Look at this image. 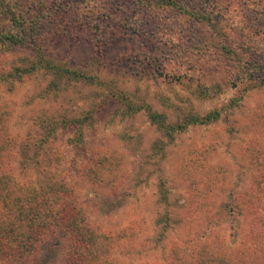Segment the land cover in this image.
Instances as JSON below:
<instances>
[{
    "label": "rangeland",
    "instance_id": "rangeland-1",
    "mask_svg": "<svg viewBox=\"0 0 264 264\" xmlns=\"http://www.w3.org/2000/svg\"><path fill=\"white\" fill-rule=\"evenodd\" d=\"M175 1L0 0V165L35 185L69 182L104 232L127 229L113 253L125 264H172L184 245L205 246L203 264H264V86L234 83L257 43L251 26L264 62V0ZM17 18L41 37L35 46L11 39ZM40 55L62 69L58 89L49 73L12 77ZM148 108L172 124L220 118L169 136ZM84 117L80 150L70 120ZM54 242L15 264H61Z\"/></svg>",
    "mask_w": 264,
    "mask_h": 264
},
{
    "label": "trees",
    "instance_id": "trees-1",
    "mask_svg": "<svg viewBox=\"0 0 264 264\" xmlns=\"http://www.w3.org/2000/svg\"><path fill=\"white\" fill-rule=\"evenodd\" d=\"M171 1L173 6L179 8L177 1ZM195 2L197 3V0ZM180 9L184 10V7H180ZM195 11H197V8H195ZM43 18L44 16L37 15L35 19L41 20ZM19 19L22 18L19 17ZM11 20L15 21L13 15L10 17ZM17 21L18 18L15 22L17 33L11 36V39H14L16 43H20L22 46L28 44L35 46L41 37L36 34H30V36L26 37L30 33L29 28L25 25H17ZM21 22L24 23L23 20ZM28 23L31 22L29 21ZM250 28L252 39L257 43H253V46H250V49L246 52L247 58L243 63L237 64L238 78L234 83L235 87H241V91L253 90L264 86V62L262 58L255 57L259 49L255 45H259V41L262 40L261 30H256L254 26ZM219 47L221 51L225 50L228 55H231L232 46L230 43L227 45L224 43L219 44ZM28 64H24L23 66H26L24 68L15 66L12 77L19 79L22 75L49 73L54 76L50 88L58 89V84L64 76L62 75L63 72L60 71L62 69L56 67L43 55ZM229 72L233 75L232 66ZM66 73L69 77L80 80L95 79V75H88L77 70L67 71ZM4 77H7V74ZM232 101L235 102V99L233 98ZM128 106L131 107L130 105ZM148 114L152 122L163 129L169 136L177 130H183L189 124H208L220 118L219 110H211L202 115L189 113L186 115L185 123L172 124L167 123L162 114L150 108H148ZM85 120L86 117L70 120L74 126V138L72 141L74 144L72 143V145L80 150V143L83 140L82 123ZM46 133H49V130ZM6 145L8 151L12 152L13 146L11 144ZM41 146V143H36L34 149L39 152ZM22 147L24 148V145ZM38 155L32 158L31 162L39 173L43 168ZM100 163L101 160L98 159L96 166H100ZM198 197H201V195H198ZM165 215V217L168 216L167 214ZM168 220L169 216L165 218L163 223H167ZM165 229L166 226H163L162 231ZM118 234L114 236L110 232H104L99 225L91 220L88 210L79 202L69 182L63 179L53 180L45 178L38 185H35L33 181H21L13 175L11 176L7 167H4L3 164L2 166L0 165L1 263L15 264L28 258L37 261L40 245L44 244L46 240L52 239L53 241L55 240L54 246L64 248L65 254L61 264H125L113 253L115 252V247L118 246V239L123 236L124 238L127 237V229L121 230ZM179 247L183 254L179 255V259H175L172 264H186V257L188 259L192 257L193 264H203L204 258L201 257V254L205 255V246L198 251L191 245ZM175 252L179 254V248ZM193 254L195 255L192 256Z\"/></svg>",
    "mask_w": 264,
    "mask_h": 264
}]
</instances>
